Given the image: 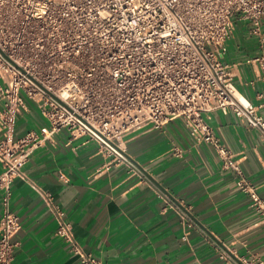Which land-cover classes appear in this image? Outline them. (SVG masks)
<instances>
[{
    "label": "built area",
    "instance_id": "built-area-1",
    "mask_svg": "<svg viewBox=\"0 0 264 264\" xmlns=\"http://www.w3.org/2000/svg\"><path fill=\"white\" fill-rule=\"evenodd\" d=\"M236 17L261 41V53L249 61L259 66L264 83V0H0V129L6 132L0 140V264H14L21 229L13 184L25 177L34 150L64 128L72 139L96 140L111 156L109 165L125 162L148 179L120 142L131 132L181 118L196 141L214 146L264 215V200L240 159L206 117L214 110L233 112L264 134V116L237 91L232 63L222 58ZM32 107L49 124L11 138L18 112ZM35 188L80 264H108L81 250L53 193ZM157 189L167 206L195 224L189 208ZM219 249L229 264H264L262 256Z\"/></svg>",
    "mask_w": 264,
    "mask_h": 264
},
{
    "label": "crops",
    "instance_id": "crops-1",
    "mask_svg": "<svg viewBox=\"0 0 264 264\" xmlns=\"http://www.w3.org/2000/svg\"><path fill=\"white\" fill-rule=\"evenodd\" d=\"M261 51L260 39L236 17L222 58L232 63L237 91L264 116L260 68L249 61ZM206 117L264 200V134L233 112L214 110ZM48 124L36 107L23 109L9 135L16 139ZM5 136L0 129V140ZM120 146L148 179L125 162L109 165L111 156L96 140L72 139L66 128L34 150L23 167L25 177L13 184L12 205L21 221L14 264H80L35 186L53 193L81 250L108 264H229L219 246L264 257V215L239 188L236 173L223 167L214 146L196 141L181 118L131 132ZM175 147L184 149L182 156ZM157 187L189 208L195 224L167 206Z\"/></svg>",
    "mask_w": 264,
    "mask_h": 264
}]
</instances>
